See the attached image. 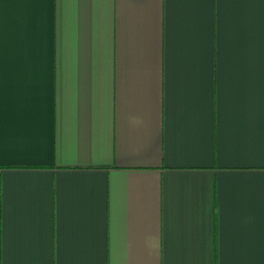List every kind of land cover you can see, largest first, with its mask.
I'll list each match as a JSON object with an SVG mask.
<instances>
[{"label": "crops", "instance_id": "obj_1", "mask_svg": "<svg viewBox=\"0 0 264 264\" xmlns=\"http://www.w3.org/2000/svg\"><path fill=\"white\" fill-rule=\"evenodd\" d=\"M0 264H264V0H0Z\"/></svg>", "mask_w": 264, "mask_h": 264}]
</instances>
